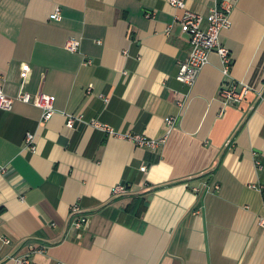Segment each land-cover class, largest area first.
<instances>
[{
    "label": "crops",
    "instance_id": "obj_1",
    "mask_svg": "<svg viewBox=\"0 0 264 264\" xmlns=\"http://www.w3.org/2000/svg\"><path fill=\"white\" fill-rule=\"evenodd\" d=\"M185 1L205 17L232 6L229 77L214 52L193 87L177 80L190 44L169 0H0V81L15 99L0 109V264L32 247L45 248L33 264H264V0ZM230 80L254 91L226 103ZM25 93L56 98L48 123ZM69 115L167 139L140 148L69 129Z\"/></svg>",
    "mask_w": 264,
    "mask_h": 264
},
{
    "label": "built area",
    "instance_id": "obj_2",
    "mask_svg": "<svg viewBox=\"0 0 264 264\" xmlns=\"http://www.w3.org/2000/svg\"><path fill=\"white\" fill-rule=\"evenodd\" d=\"M171 7L181 9L184 14L179 19V24L182 29V33L188 37L190 44V53L187 59L178 63L177 80L187 87H193L198 80L201 71L210 63V56L216 52L223 65L224 77L231 75L233 67V60L230 51L222 45L221 36L223 31L231 27V13L232 6L227 3L219 4L212 9L208 17L195 13L188 9L185 0H169ZM51 20L61 21L62 14L58 9L53 15ZM80 47V42L75 39H71L66 44V49L70 52H77ZM254 88L245 83H238L237 81L230 80L221 89L220 96L224 102L238 105L241 104L250 92H253ZM26 104H32L43 111V123H48L56 114L55 102L56 98L51 95L41 94L37 97H33L29 93L21 95L19 98ZM15 99L6 95L4 91V85L0 81V109L11 111L13 109ZM77 122L85 123L88 126H93L101 131L106 132L111 137H118L126 139L134 143L140 148H149L152 150L158 149L166 139L154 140L143 135H118L112 128L102 125L100 123H88L84 121L83 117L68 116L67 127L74 129ZM178 119L176 117H169L166 120L168 127V133L177 126ZM26 146L32 151L36 152L35 134L29 133L26 138ZM142 171L146 172L147 167H143ZM255 189H262V187L252 186ZM219 189V187H216ZM115 195H127L129 190L124 185H119L114 190ZM81 207L76 204L72 207V214L74 216L73 227L75 229H82L86 227L88 219L80 215ZM261 225L264 227V216L260 219ZM10 244V241H6ZM45 248H30L29 252L24 255L13 257L11 260L13 264H33L32 256L36 253H43Z\"/></svg>",
    "mask_w": 264,
    "mask_h": 264
}]
</instances>
